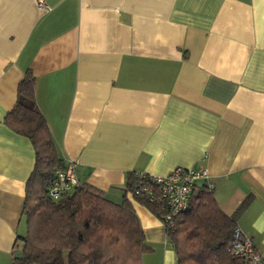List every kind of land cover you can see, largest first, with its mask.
<instances>
[{
	"label": "crops",
	"instance_id": "1",
	"mask_svg": "<svg viewBox=\"0 0 264 264\" xmlns=\"http://www.w3.org/2000/svg\"><path fill=\"white\" fill-rule=\"evenodd\" d=\"M27 71L79 182L120 203L128 172L205 170L226 215L249 200L237 227L264 256V0H0V264L26 232L34 149L3 120ZM131 203L143 264H176Z\"/></svg>",
	"mask_w": 264,
	"mask_h": 264
},
{
	"label": "trees",
	"instance_id": "2",
	"mask_svg": "<svg viewBox=\"0 0 264 264\" xmlns=\"http://www.w3.org/2000/svg\"><path fill=\"white\" fill-rule=\"evenodd\" d=\"M34 85L35 79L27 71L17 86L15 104L3 120L34 149L23 202L26 232L17 238L23 257L11 264H141V255L150 248L144 243L131 200L156 216H161L163 209L135 194L146 184L135 172L126 175L120 203L82 182L56 200L49 197L48 185L65 162L36 106ZM248 201L226 215L212 189L194 185L187 209L172 217L170 226L164 225L176 264H248L231 253L237 218Z\"/></svg>",
	"mask_w": 264,
	"mask_h": 264
},
{
	"label": "built area",
	"instance_id": "3",
	"mask_svg": "<svg viewBox=\"0 0 264 264\" xmlns=\"http://www.w3.org/2000/svg\"><path fill=\"white\" fill-rule=\"evenodd\" d=\"M35 3L38 9L45 8V0H35ZM135 175L146 183L135 194L161 206L163 214L157 217L163 226L168 225L172 217L187 209L189 195L197 181H203L209 189L213 188L205 170L177 167L164 176L142 172H135ZM147 184H152L154 189H150ZM77 186H79V180L75 175L74 163L66 162L64 167L56 171L54 179L49 183L48 195L56 200L63 193ZM233 240L231 247L233 256L244 259L248 264H264V256L255 249L252 241L245 237L238 227L234 229Z\"/></svg>",
	"mask_w": 264,
	"mask_h": 264
},
{
	"label": "water",
	"instance_id": "4",
	"mask_svg": "<svg viewBox=\"0 0 264 264\" xmlns=\"http://www.w3.org/2000/svg\"><path fill=\"white\" fill-rule=\"evenodd\" d=\"M23 256H22V253L20 252V251H15L14 253H13V258L14 259H18V258H22Z\"/></svg>",
	"mask_w": 264,
	"mask_h": 264
},
{
	"label": "rangeland",
	"instance_id": "5",
	"mask_svg": "<svg viewBox=\"0 0 264 264\" xmlns=\"http://www.w3.org/2000/svg\"><path fill=\"white\" fill-rule=\"evenodd\" d=\"M145 254V253H144ZM144 254L141 255L140 263L143 264Z\"/></svg>",
	"mask_w": 264,
	"mask_h": 264
}]
</instances>
